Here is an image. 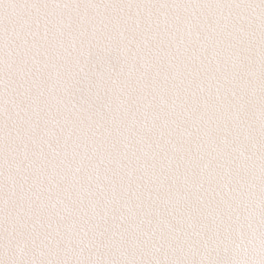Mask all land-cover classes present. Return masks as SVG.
Segmentation results:
<instances>
[{
    "label": "snow or ice",
    "instance_id": "obj_1",
    "mask_svg": "<svg viewBox=\"0 0 264 264\" xmlns=\"http://www.w3.org/2000/svg\"><path fill=\"white\" fill-rule=\"evenodd\" d=\"M0 264H264V0H0Z\"/></svg>",
    "mask_w": 264,
    "mask_h": 264
}]
</instances>
